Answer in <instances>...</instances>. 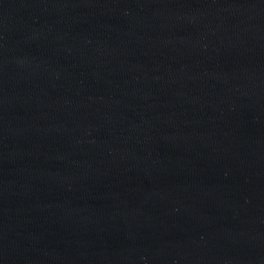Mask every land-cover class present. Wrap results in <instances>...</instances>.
<instances>
[{
    "label": "water",
    "instance_id": "water-1",
    "mask_svg": "<svg viewBox=\"0 0 264 264\" xmlns=\"http://www.w3.org/2000/svg\"><path fill=\"white\" fill-rule=\"evenodd\" d=\"M0 264H264V0H0Z\"/></svg>",
    "mask_w": 264,
    "mask_h": 264
}]
</instances>
